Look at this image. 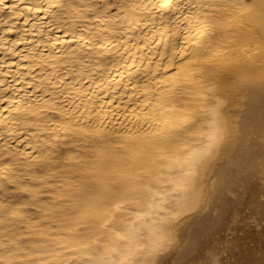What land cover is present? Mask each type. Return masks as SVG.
Instances as JSON below:
<instances>
[{
    "label": "bare ground",
    "instance_id": "bare-ground-1",
    "mask_svg": "<svg viewBox=\"0 0 264 264\" xmlns=\"http://www.w3.org/2000/svg\"><path fill=\"white\" fill-rule=\"evenodd\" d=\"M0 264H264V0H0Z\"/></svg>",
    "mask_w": 264,
    "mask_h": 264
},
{
    "label": "rangeland",
    "instance_id": "rangeland-1",
    "mask_svg": "<svg viewBox=\"0 0 264 264\" xmlns=\"http://www.w3.org/2000/svg\"><path fill=\"white\" fill-rule=\"evenodd\" d=\"M112 2H114V0H111ZM17 194V195H16ZM28 194L26 192H22V191H18L14 193V200H23V199H27Z\"/></svg>",
    "mask_w": 264,
    "mask_h": 264
}]
</instances>
